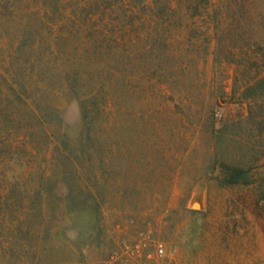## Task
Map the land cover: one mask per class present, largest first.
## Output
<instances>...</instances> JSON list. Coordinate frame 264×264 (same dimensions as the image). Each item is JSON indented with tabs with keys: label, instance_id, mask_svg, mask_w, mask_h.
I'll use <instances>...</instances> for the list:
<instances>
[{
	"label": "rangeland",
	"instance_id": "obj_1",
	"mask_svg": "<svg viewBox=\"0 0 264 264\" xmlns=\"http://www.w3.org/2000/svg\"><path fill=\"white\" fill-rule=\"evenodd\" d=\"M0 264H264V0H0Z\"/></svg>",
	"mask_w": 264,
	"mask_h": 264
},
{
	"label": "trees",
	"instance_id": "obj_2",
	"mask_svg": "<svg viewBox=\"0 0 264 264\" xmlns=\"http://www.w3.org/2000/svg\"><path fill=\"white\" fill-rule=\"evenodd\" d=\"M171 9H174V6H172Z\"/></svg>",
	"mask_w": 264,
	"mask_h": 264
}]
</instances>
